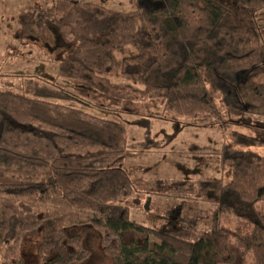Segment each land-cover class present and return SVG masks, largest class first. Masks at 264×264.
I'll return each instance as SVG.
<instances>
[{
    "label": "trees",
    "instance_id": "16d2710c",
    "mask_svg": "<svg viewBox=\"0 0 264 264\" xmlns=\"http://www.w3.org/2000/svg\"><path fill=\"white\" fill-rule=\"evenodd\" d=\"M128 1L136 9L108 11L98 38L64 44L74 47L65 75L72 91L37 78L20 90L0 86V264L20 261L21 241L38 231L34 264L81 260L67 227L79 219L100 222L115 237L113 264H264V156L252 149L264 147V22L256 19L264 0H162L161 12ZM29 3L40 28L78 7V0ZM146 99L207 126L221 109L236 125L263 133H228L218 154L228 181L178 185L174 198L212 207L202 231L199 213L186 209L155 213L154 225L132 218L126 202L140 204L138 187L169 184H146L120 167L126 125L87 110L118 114ZM125 113L138 115L130 123L142 131L138 145L155 144L150 118ZM142 208L151 211L149 198Z\"/></svg>",
    "mask_w": 264,
    "mask_h": 264
},
{
    "label": "rangeland",
    "instance_id": "374dc122",
    "mask_svg": "<svg viewBox=\"0 0 264 264\" xmlns=\"http://www.w3.org/2000/svg\"><path fill=\"white\" fill-rule=\"evenodd\" d=\"M139 1L143 8L154 12L165 8L162 0ZM29 6V0H0V86L11 85L20 90L26 78H37L72 91L65 75L68 74L67 60L73 56L74 47L68 49L64 44L80 36L98 38L95 30H102L101 22L108 18V11L126 13L136 9L135 3L128 0H78V12L66 16L60 24L40 28ZM256 19L264 22V11L259 12ZM169 104L146 99L122 106L118 114L95 108L87 110L126 125L129 149L120 167L146 184L157 180L169 184L166 187H138L136 191L140 204L136 205L133 198L126 202L132 218L139 223L154 225L153 214H164L168 207H173L175 216L181 209H186L199 213L197 229L202 231L212 207L198 201L174 198L178 185L205 178L228 181L230 169L221 165L218 155L221 144L228 139V133L239 131L260 138H263V133L256 131L255 125L250 129L236 125V121L221 109L214 124L193 123L176 117ZM133 110L151 120V139L155 144L146 149L138 145L142 140V131L130 124L138 115L125 113ZM252 149L264 156V147ZM146 197L151 204L149 213L142 208ZM231 224L235 226L237 222ZM67 227L68 230L74 228L79 249L84 252L81 260L70 264H113L116 239L102 223L79 219L69 221ZM40 241V231L24 237L19 247L20 261L15 260L13 264H34L38 260L37 246Z\"/></svg>",
    "mask_w": 264,
    "mask_h": 264
}]
</instances>
